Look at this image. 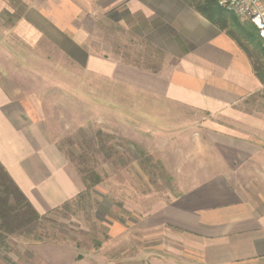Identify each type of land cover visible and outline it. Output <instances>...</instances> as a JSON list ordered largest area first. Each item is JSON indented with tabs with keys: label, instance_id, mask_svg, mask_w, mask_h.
<instances>
[{
	"label": "rangeland",
	"instance_id": "1",
	"mask_svg": "<svg viewBox=\"0 0 264 264\" xmlns=\"http://www.w3.org/2000/svg\"><path fill=\"white\" fill-rule=\"evenodd\" d=\"M98 34L112 58L150 69L168 60L121 25L104 22ZM13 45L19 56L0 57V82L13 98L36 101L41 140L59 151L78 188L68 198L65 186L21 188L0 164L35 212L0 169V264H50L40 253L47 247L66 251V264H202L179 232L155 226L154 209L218 173L226 123L125 93L48 43ZM256 101L264 116V91Z\"/></svg>",
	"mask_w": 264,
	"mask_h": 264
},
{
	"label": "crops",
	"instance_id": "2",
	"mask_svg": "<svg viewBox=\"0 0 264 264\" xmlns=\"http://www.w3.org/2000/svg\"><path fill=\"white\" fill-rule=\"evenodd\" d=\"M104 22L163 49L167 62L150 69L110 57L99 40ZM41 41L125 93L225 122L218 173L157 206L155 226L179 232L198 263L264 264V116L256 108L264 84L237 42L184 0H0V57H18L14 43ZM13 97L0 82V164L21 188L65 186L71 197L77 182L41 140L36 101ZM40 253L50 264L69 258L62 248Z\"/></svg>",
	"mask_w": 264,
	"mask_h": 264
},
{
	"label": "trees",
	"instance_id": "3",
	"mask_svg": "<svg viewBox=\"0 0 264 264\" xmlns=\"http://www.w3.org/2000/svg\"><path fill=\"white\" fill-rule=\"evenodd\" d=\"M184 1L187 2L190 6H192L209 22L217 26L219 29L223 30L237 42L239 47L251 59L255 75L264 84V45L259 36L255 35L253 31L249 30L245 25L241 24L236 16L218 7L215 0ZM245 22L249 23L252 27H254V25H252L250 22ZM254 29L256 30L255 27ZM0 169L3 171L1 165ZM2 175L14 187L17 193V197L24 202V205L26 207L32 210L31 204L27 201L26 197L18 190L17 186L13 183L7 173L3 171ZM32 212L34 211L32 210Z\"/></svg>",
	"mask_w": 264,
	"mask_h": 264
},
{
	"label": "built area",
	"instance_id": "4",
	"mask_svg": "<svg viewBox=\"0 0 264 264\" xmlns=\"http://www.w3.org/2000/svg\"><path fill=\"white\" fill-rule=\"evenodd\" d=\"M215 2L224 11L254 25L264 45V0H215Z\"/></svg>",
	"mask_w": 264,
	"mask_h": 264
}]
</instances>
